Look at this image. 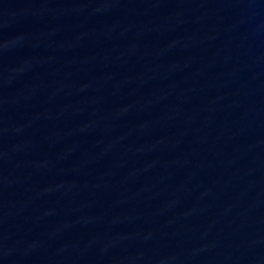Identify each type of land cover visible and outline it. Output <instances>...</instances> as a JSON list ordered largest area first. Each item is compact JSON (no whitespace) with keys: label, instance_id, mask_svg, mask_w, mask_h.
Segmentation results:
<instances>
[{"label":"water","instance_id":"water-1","mask_svg":"<svg viewBox=\"0 0 264 264\" xmlns=\"http://www.w3.org/2000/svg\"><path fill=\"white\" fill-rule=\"evenodd\" d=\"M0 264H264V0H0Z\"/></svg>","mask_w":264,"mask_h":264}]
</instances>
